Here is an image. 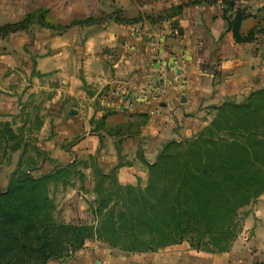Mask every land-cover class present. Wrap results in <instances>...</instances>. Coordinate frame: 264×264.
Returning <instances> with one entry per match:
<instances>
[{"label": "crops", "instance_id": "obj_1", "mask_svg": "<svg viewBox=\"0 0 264 264\" xmlns=\"http://www.w3.org/2000/svg\"><path fill=\"white\" fill-rule=\"evenodd\" d=\"M234 2L248 13L239 32H264V0ZM225 7L220 0H0V26L36 9L54 26L0 36V121L16 126L35 100L40 123L31 163H21L19 149L0 165V190L21 163L33 177L50 175L57 221L95 223L101 180L112 175L118 185L144 187L148 165L167 143L197 134L223 103L264 88V34L235 41ZM86 18L92 21L71 24ZM171 56L179 59V82L170 79ZM149 85L156 92L138 96ZM242 210L229 249L208 252L215 264H264V193ZM123 254L88 239L48 264H114Z\"/></svg>", "mask_w": 264, "mask_h": 264}, {"label": "trees", "instance_id": "obj_2", "mask_svg": "<svg viewBox=\"0 0 264 264\" xmlns=\"http://www.w3.org/2000/svg\"><path fill=\"white\" fill-rule=\"evenodd\" d=\"M220 1L224 13L233 11L227 30L235 41L249 42L256 32L264 34L257 29L242 35L239 26L248 13L234 0ZM34 23L54 27L45 20V10L36 9L18 22L1 25L0 36ZM171 28L180 33L175 22ZM0 127V145L2 139L17 142L0 153L1 165L9 160L8 150L17 151L27 141L9 122L0 121ZM204 128L207 134L201 129L196 138L167 143L148 165L144 187L118 185L109 175L116 190L104 196L101 180L91 208L95 223L57 221L48 193L50 175L33 177L19 163L0 190V264H48L73 256L88 239L132 253L154 252L185 240L196 251H226L241 230L240 211L264 193V88L244 102L223 103ZM112 195L115 200L109 205Z\"/></svg>", "mask_w": 264, "mask_h": 264}, {"label": "rangeland", "instance_id": "obj_3", "mask_svg": "<svg viewBox=\"0 0 264 264\" xmlns=\"http://www.w3.org/2000/svg\"><path fill=\"white\" fill-rule=\"evenodd\" d=\"M33 101L35 100H32V102L29 103L27 108H25L23 112H21V114L17 116V118L15 119V123H17V125L12 127L14 132L19 137H22L23 142L27 138L29 140L27 141V146L22 145L20 148L22 149L21 163L25 164V166H28V164H30L32 161V158L28 153H31L33 150V145H34L33 139H35L34 133L35 130L38 128L37 113L39 107L36 105V102ZM244 101L245 100L241 102ZM204 130L205 128L204 129L202 128L201 131ZM200 132H198L197 134L191 137L183 138L179 141H185L196 138L199 136ZM204 133L207 134V131H204ZM222 134L225 135L226 133H222ZM15 143L17 142L14 139L8 141L2 139L0 145V153L4 150L6 145L12 146ZM7 152L11 153L9 150ZM100 190L102 194L106 196V193H112L116 190V185L113 184L111 180H108L106 184L102 188H100ZM110 199L111 202L109 203V205H111L114 202L115 196L112 195ZM243 214H245V211L241 210L240 217H242ZM114 249H116L119 252H123L124 253L123 255H125L122 257L119 256L118 260H116L114 264H215L212 260H209L210 255L208 254V252L194 250L193 248H191V246L189 245V241L187 240L183 241L178 245L167 248H161L154 252L132 253V252L122 251L121 248H114Z\"/></svg>", "mask_w": 264, "mask_h": 264}, {"label": "built area", "instance_id": "obj_4", "mask_svg": "<svg viewBox=\"0 0 264 264\" xmlns=\"http://www.w3.org/2000/svg\"><path fill=\"white\" fill-rule=\"evenodd\" d=\"M178 57L177 56H171L169 58V66H168V71L170 72V79L173 81H180V73L178 69ZM160 82L162 85H165V83L168 80V76L165 73H162L159 78ZM157 87L155 85H149L147 87L142 88L141 90L138 91V96L144 98L146 97L149 93H155ZM162 92H164L161 89ZM128 95V101L131 103L132 102V95L130 93Z\"/></svg>", "mask_w": 264, "mask_h": 264}]
</instances>
